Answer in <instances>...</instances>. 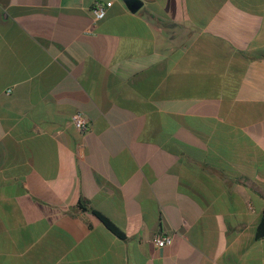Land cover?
Returning <instances> with one entry per match:
<instances>
[{"label": "crops", "instance_id": "crops-1", "mask_svg": "<svg viewBox=\"0 0 264 264\" xmlns=\"http://www.w3.org/2000/svg\"><path fill=\"white\" fill-rule=\"evenodd\" d=\"M135 1L0 0V264H264V0Z\"/></svg>", "mask_w": 264, "mask_h": 264}, {"label": "built area", "instance_id": "built-area-1", "mask_svg": "<svg viewBox=\"0 0 264 264\" xmlns=\"http://www.w3.org/2000/svg\"><path fill=\"white\" fill-rule=\"evenodd\" d=\"M107 6L101 3L94 4V6L92 7V15L94 21H99L104 18L106 14ZM7 93H9V91H7ZM70 121L74 126V128L81 134H84L89 130V121L81 112L73 113ZM170 242H171V238L165 235L157 234L154 235L152 238V243L157 248H163L166 245H168Z\"/></svg>", "mask_w": 264, "mask_h": 264}, {"label": "trees", "instance_id": "trees-1", "mask_svg": "<svg viewBox=\"0 0 264 264\" xmlns=\"http://www.w3.org/2000/svg\"><path fill=\"white\" fill-rule=\"evenodd\" d=\"M85 205H86V202L85 201H81L78 203V207L79 209L81 210H85ZM91 212L93 213V215H95L99 220L100 222L110 231L112 232L113 234H115L116 236L120 237V238H123V233L118 229L116 228L110 221L107 217H105L103 214H101L100 212L96 211V210H91ZM256 237L257 239H261V238H264V212H263V215L258 223V226H257V230H256Z\"/></svg>", "mask_w": 264, "mask_h": 264}, {"label": "water", "instance_id": "water-1", "mask_svg": "<svg viewBox=\"0 0 264 264\" xmlns=\"http://www.w3.org/2000/svg\"><path fill=\"white\" fill-rule=\"evenodd\" d=\"M126 2L132 10H136L138 8L137 2L135 0H126Z\"/></svg>", "mask_w": 264, "mask_h": 264}]
</instances>
